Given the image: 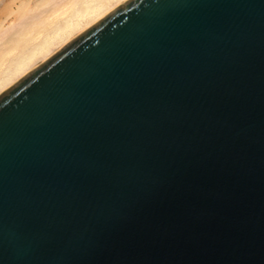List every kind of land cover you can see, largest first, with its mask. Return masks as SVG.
<instances>
[{"label": "water", "instance_id": "95a60500", "mask_svg": "<svg viewBox=\"0 0 264 264\" xmlns=\"http://www.w3.org/2000/svg\"><path fill=\"white\" fill-rule=\"evenodd\" d=\"M0 264H264V0H127L1 95Z\"/></svg>", "mask_w": 264, "mask_h": 264}, {"label": "bare ground", "instance_id": "6f19581e", "mask_svg": "<svg viewBox=\"0 0 264 264\" xmlns=\"http://www.w3.org/2000/svg\"><path fill=\"white\" fill-rule=\"evenodd\" d=\"M126 1L21 2L0 19V96Z\"/></svg>", "mask_w": 264, "mask_h": 264}, {"label": "rangeland", "instance_id": "374dc122", "mask_svg": "<svg viewBox=\"0 0 264 264\" xmlns=\"http://www.w3.org/2000/svg\"><path fill=\"white\" fill-rule=\"evenodd\" d=\"M38 1L39 0H16L13 2V0H0V19L17 11L19 6L21 7V2L25 5H33ZM8 19H10V17Z\"/></svg>", "mask_w": 264, "mask_h": 264}]
</instances>
